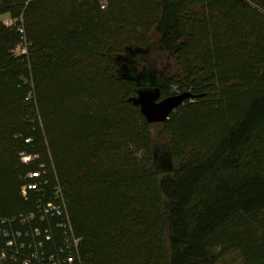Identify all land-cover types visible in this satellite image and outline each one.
I'll return each mask as SVG.
<instances>
[{
    "label": "trees",
    "instance_id": "obj_1",
    "mask_svg": "<svg viewBox=\"0 0 264 264\" xmlns=\"http://www.w3.org/2000/svg\"><path fill=\"white\" fill-rule=\"evenodd\" d=\"M3 15L35 52L0 19V217L37 210L21 187L45 169L82 264H264V0H0ZM129 47L146 50L133 65ZM151 57L161 98L196 95L159 123L132 100Z\"/></svg>",
    "mask_w": 264,
    "mask_h": 264
},
{
    "label": "built area",
    "instance_id": "obj_2",
    "mask_svg": "<svg viewBox=\"0 0 264 264\" xmlns=\"http://www.w3.org/2000/svg\"><path fill=\"white\" fill-rule=\"evenodd\" d=\"M7 26H18L21 34L20 44L15 50L18 56L28 55L30 43L26 39L22 18L3 21ZM35 101L31 89L26 97ZM29 160L30 157H25ZM45 169L29 172L26 182L21 187V195L28 197L30 190L41 194L35 212L12 217H0V263L10 264H82L80 256V238L74 233L62 188L56 184L52 196L46 197L45 185L49 183ZM56 220L57 228L62 232V243L54 251L47 248V242L53 240L51 220ZM46 223V226L44 225Z\"/></svg>",
    "mask_w": 264,
    "mask_h": 264
},
{
    "label": "water",
    "instance_id": "obj_3",
    "mask_svg": "<svg viewBox=\"0 0 264 264\" xmlns=\"http://www.w3.org/2000/svg\"><path fill=\"white\" fill-rule=\"evenodd\" d=\"M128 52V56L119 57L118 59L133 65L134 60H132V58L138 54L145 53L146 50L140 48L132 49L129 47ZM123 69L126 71L131 70L126 64L123 65ZM157 73V70L147 68L145 65L141 71L136 72V76L134 77L138 82L139 88L137 90V96L133 97L132 100L134 104L139 105L142 114L149 123L166 121L170 114L175 111L178 106L183 104L185 100L196 97L192 92H182L161 98L159 76L162 75L163 72ZM155 158V169L165 170L173 167L171 157L166 150L163 149V152L157 154ZM159 163H163L164 167L157 168Z\"/></svg>",
    "mask_w": 264,
    "mask_h": 264
},
{
    "label": "rangeland",
    "instance_id": "obj_4",
    "mask_svg": "<svg viewBox=\"0 0 264 264\" xmlns=\"http://www.w3.org/2000/svg\"><path fill=\"white\" fill-rule=\"evenodd\" d=\"M9 18H10L9 15H3V16L0 17V19H2L3 21L7 20ZM30 51H31V56H30ZM28 52H29V55H28L29 58L28 59H29V63H30V62H32L35 50H34V48H31V50H30V47H29ZM149 59H150L149 63L151 65L150 68L157 70V72H158L157 74H159L161 71H163V69H164V67L166 65L165 62H161L159 60L157 61L155 58H152V57L149 58ZM28 104H29V106H33L34 102L33 101H29ZM37 114H38V112H37ZM153 133H154V138H155L156 143L158 145H160L163 149H165V142L166 141L164 139V136L161 134L160 128L159 127H154L153 128ZM163 165H164L163 163H159L157 168H163L164 167Z\"/></svg>",
    "mask_w": 264,
    "mask_h": 264
}]
</instances>
